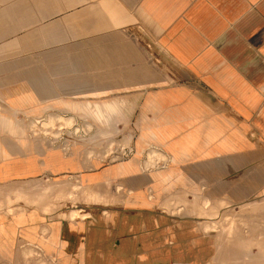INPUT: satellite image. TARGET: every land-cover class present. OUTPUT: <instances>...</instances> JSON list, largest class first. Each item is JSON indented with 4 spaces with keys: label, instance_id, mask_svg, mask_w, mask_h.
<instances>
[{
    "label": "crops",
    "instance_id": "0c3cea01",
    "mask_svg": "<svg viewBox=\"0 0 264 264\" xmlns=\"http://www.w3.org/2000/svg\"><path fill=\"white\" fill-rule=\"evenodd\" d=\"M259 197L264 0H0V258L235 264V222L195 213Z\"/></svg>",
    "mask_w": 264,
    "mask_h": 264
},
{
    "label": "rangeland",
    "instance_id": "374dc122",
    "mask_svg": "<svg viewBox=\"0 0 264 264\" xmlns=\"http://www.w3.org/2000/svg\"><path fill=\"white\" fill-rule=\"evenodd\" d=\"M140 28V27H139ZM145 31L142 27L140 28ZM145 33H147L145 31ZM144 44L146 48L153 53L154 47L152 41H149L147 38H143ZM104 105H106L104 103ZM103 106L102 104L98 105ZM69 119V120H68ZM45 122L49 121V117L47 120H43ZM42 121V122H43ZM59 121V123H58ZM65 123V124H64ZM73 123V118H63L59 117V120L55 121L53 125H47V131H43L39 125L34 124L33 131L37 135H41L48 140V142L52 143L59 135L62 134V127L71 126ZM65 131V130H64ZM65 134L66 131L64 132ZM68 138H72V136L68 135ZM68 143V141H67ZM66 145V143L64 144ZM131 148H114L113 149V157L114 159H121L123 157H127L131 152ZM72 188L80 187L79 185H72ZM83 189L84 194L80 197H72V201H75L77 198L81 199V202L89 203L95 198V190L94 187L91 186H81ZM86 191H85V190ZM93 197H90V196ZM264 197H259L257 200L253 201V205L255 203L260 202L261 199ZM183 204L186 205L185 201L182 200ZM223 201L221 204L225 203ZM2 201H0V206ZM249 204L240 205V207H236V212H225V213H217V212H199L195 213L199 216H205V218L221 220V225L224 222H227L229 219L233 220L236 224V231L240 232L238 235H233L226 243L230 245L232 248L230 251H236L237 255L241 258V260H235V264H264V202L258 204L256 206H251ZM184 206V205H183ZM87 212H80L79 209H70V211L65 214L69 218H75L76 216L83 217L86 215ZM219 223V224H220ZM217 226L216 223H212L211 227ZM233 261H227L230 263ZM0 264H58L52 259H48L43 257L35 248L23 246L17 252L16 259L12 260H5L0 258ZM209 264H213V261H210Z\"/></svg>",
    "mask_w": 264,
    "mask_h": 264
},
{
    "label": "bare ground",
    "instance_id": "6f19581e",
    "mask_svg": "<svg viewBox=\"0 0 264 264\" xmlns=\"http://www.w3.org/2000/svg\"><path fill=\"white\" fill-rule=\"evenodd\" d=\"M49 115V114H48ZM70 116V115H69ZM59 117L60 116H58V115H49V121L48 122H45V121H43L41 124H40V127L42 128V130L43 131H47V125H49L50 124V126H51V124L53 125V123L55 122V121H57V120H59ZM72 118V117H71ZM69 120V119H68ZM86 122V121H85ZM65 124V123H64ZM89 125V124H88ZM88 127V126H87ZM159 150V149H158ZM148 153H150L149 155V157H151V155L154 153V150H150V152H148ZM151 162H150V158H149V162H148V164L147 165H149ZM92 196V195H91ZM182 200H184L185 201V203L186 204H188V202H196V200L195 199H189V198H186V197H184V198H182ZM221 203L223 202V201H220ZM204 203H207L208 204V201H204ZM244 205V204H243ZM240 207V206H239ZM196 225V224H195ZM233 230V226H228V227H225V228H223V233L221 234V235H225L226 233L228 234L229 232H231ZM215 237V236H214ZM225 238V237H224Z\"/></svg>",
    "mask_w": 264,
    "mask_h": 264
}]
</instances>
